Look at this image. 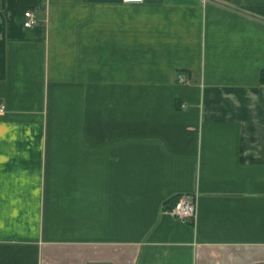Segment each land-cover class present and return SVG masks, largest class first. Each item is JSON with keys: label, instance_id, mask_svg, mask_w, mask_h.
Instances as JSON below:
<instances>
[{"label": "crops", "instance_id": "crops-1", "mask_svg": "<svg viewBox=\"0 0 264 264\" xmlns=\"http://www.w3.org/2000/svg\"><path fill=\"white\" fill-rule=\"evenodd\" d=\"M263 71L264 0H0V264H264Z\"/></svg>", "mask_w": 264, "mask_h": 264}, {"label": "built area", "instance_id": "built-area-1", "mask_svg": "<svg viewBox=\"0 0 264 264\" xmlns=\"http://www.w3.org/2000/svg\"><path fill=\"white\" fill-rule=\"evenodd\" d=\"M124 3H142L144 0H122ZM24 22L25 27H32L36 23V19L31 10L27 9L24 11ZM177 81L184 83L185 79L182 74H177ZM3 110V106L0 105V112ZM195 197L191 194H182L174 202L173 206L167 210L175 219L181 222L192 221L196 213V202Z\"/></svg>", "mask_w": 264, "mask_h": 264}, {"label": "trees", "instance_id": "trees-1", "mask_svg": "<svg viewBox=\"0 0 264 264\" xmlns=\"http://www.w3.org/2000/svg\"><path fill=\"white\" fill-rule=\"evenodd\" d=\"M264 79V71L262 72V80Z\"/></svg>", "mask_w": 264, "mask_h": 264}]
</instances>
